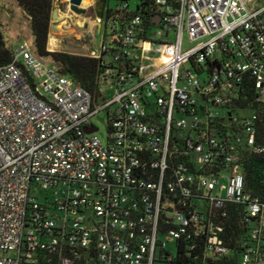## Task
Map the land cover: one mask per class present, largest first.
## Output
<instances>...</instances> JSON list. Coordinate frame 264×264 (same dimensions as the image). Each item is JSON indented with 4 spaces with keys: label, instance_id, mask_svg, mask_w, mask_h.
I'll return each instance as SVG.
<instances>
[{
    "label": "built area",
    "instance_id": "2783aa9c",
    "mask_svg": "<svg viewBox=\"0 0 264 264\" xmlns=\"http://www.w3.org/2000/svg\"><path fill=\"white\" fill-rule=\"evenodd\" d=\"M115 1L94 17L99 98L27 44L0 64V264H175L181 238L216 264L233 204L240 263L264 264V199L243 167L264 154V119L242 106L251 90L264 107V2L153 0L148 25Z\"/></svg>",
    "mask_w": 264,
    "mask_h": 264
},
{
    "label": "trees",
    "instance_id": "16d2710c",
    "mask_svg": "<svg viewBox=\"0 0 264 264\" xmlns=\"http://www.w3.org/2000/svg\"><path fill=\"white\" fill-rule=\"evenodd\" d=\"M24 10L31 22L34 36V51L40 56L53 60L56 65L67 75L71 76L75 83L88 89L94 96L99 98L101 94L100 73L101 61L90 55H76L64 51L48 50V40L51 28L52 13L55 0H16ZM136 11L145 14L148 25H153V0H140ZM13 60L11 49L6 45L2 30L0 28V64L5 65ZM251 90L243 99V107L249 113L257 112L259 108L264 119V107L252 104ZM259 131L264 135V121L258 124ZM244 172L247 180L248 192L259 195L264 199V154L245 152L243 161ZM229 218L225 231L222 234L226 245L233 251L232 255L221 259L207 258V262L216 264H241L243 241L245 240L248 226L241 222V205H230L228 208ZM187 241L181 238L177 241V253L175 264H203L202 253L204 248L202 242L197 241L194 250H186Z\"/></svg>",
    "mask_w": 264,
    "mask_h": 264
},
{
    "label": "rangeland",
    "instance_id": "374dc122",
    "mask_svg": "<svg viewBox=\"0 0 264 264\" xmlns=\"http://www.w3.org/2000/svg\"><path fill=\"white\" fill-rule=\"evenodd\" d=\"M92 2V0L90 1ZM131 7L133 9L137 6V0L130 1ZM54 10L58 12L57 18H52L51 28L48 40V50L52 51L55 48V42H66L65 45L68 46V43L73 40L74 36L79 33L83 38L87 37V41L89 42L90 38H94L92 42V46L97 48L99 44L102 42L103 34L105 32V25H102L101 33L93 35L92 33H88L84 28H82V24L79 21L82 19L69 10L67 0H55ZM107 7L116 9L117 2L115 0H108ZM81 19V20H80ZM56 24L55 27L53 25ZM0 28L2 30V34L6 45L14 50L19 47L20 44H27L34 50V36L31 29V22L28 19V16L24 12V10L18 5L16 0H0ZM69 32V35L63 36ZM155 35V34H154ZM156 36V35H155ZM158 38V36H156ZM75 43V41H72ZM77 42V40H76ZM184 48L186 49L191 45L187 34L183 39ZM154 49H159L160 45L156 44L153 46ZM50 61V59L47 58ZM106 96L110 97L112 95L111 89H108L106 92ZM243 113L248 114L249 111H244ZM93 122L99 127L98 134L100 137L106 141L109 135L108 132V114L106 110H102L100 115H96L93 118ZM42 201L44 199L41 198ZM169 248L173 253L176 251V243L172 242Z\"/></svg>",
    "mask_w": 264,
    "mask_h": 264
},
{
    "label": "crops",
    "instance_id": "0c3cea01",
    "mask_svg": "<svg viewBox=\"0 0 264 264\" xmlns=\"http://www.w3.org/2000/svg\"><path fill=\"white\" fill-rule=\"evenodd\" d=\"M91 0H84L83 2V6L88 8L89 13L86 15H78L81 19V21H79L82 24V28H84V30H86L88 33H92L93 35L96 36V32H98L97 27L95 25V21H94V17L96 15H98V11H100L101 9H99V3L100 0H96V2L94 3V6H87L88 3H90ZM108 1V0H107ZM107 1L104 5V9H103V14H104V10L106 12V10H108L109 7H107ZM88 2V3H87ZM264 0H262L261 3H263ZM74 13V12H73ZM76 14V13H74ZM99 16V15H98ZM84 23H86L84 25ZM67 36L69 35V32L66 34H63V36ZM77 40V42H76ZM72 41H75V43H73ZM70 41L68 43V46L65 45L66 42H60L57 44V42H55V48L52 49V51H64V52H69L71 54H76V55H90V52L94 49V47L92 46V42L94 41V38H90L89 42L87 41V37L83 38L79 33H77L73 40Z\"/></svg>",
    "mask_w": 264,
    "mask_h": 264
},
{
    "label": "water",
    "instance_id": "95a60500",
    "mask_svg": "<svg viewBox=\"0 0 264 264\" xmlns=\"http://www.w3.org/2000/svg\"><path fill=\"white\" fill-rule=\"evenodd\" d=\"M106 1L107 0H100L99 9H101V10L98 11L99 16L103 15V9H104V5H105ZM69 4H70L69 5L70 10H72L74 13H76L78 15H86L89 13L88 8L83 6V0H70ZM57 16H58V12L56 10H54L52 13V18H57ZM155 22L158 24L159 19L156 18ZM55 26H56V24L53 25V27H55ZM95 130H96V128H91L88 130V132H92Z\"/></svg>",
    "mask_w": 264,
    "mask_h": 264
},
{
    "label": "bare ground",
    "instance_id": "6f19581e",
    "mask_svg": "<svg viewBox=\"0 0 264 264\" xmlns=\"http://www.w3.org/2000/svg\"><path fill=\"white\" fill-rule=\"evenodd\" d=\"M88 1V0H87ZM84 2V1H83ZM88 3V2H87Z\"/></svg>",
    "mask_w": 264,
    "mask_h": 264
}]
</instances>
